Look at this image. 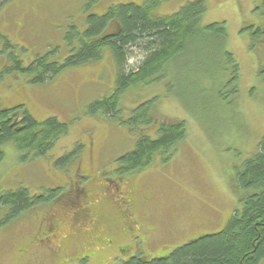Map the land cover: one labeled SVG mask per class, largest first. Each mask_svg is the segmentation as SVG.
Instances as JSON below:
<instances>
[{"label":"rangeland","instance_id":"1","mask_svg":"<svg viewBox=\"0 0 264 264\" xmlns=\"http://www.w3.org/2000/svg\"><path fill=\"white\" fill-rule=\"evenodd\" d=\"M144 1L3 3L0 110L24 105L40 121L54 116L67 123L69 132L45 156L30 153L22 159L13 143L3 145L0 193L26 188L32 196H40L45 190L61 188L65 196L78 185L100 193L106 180L119 175L117 159L134 148L136 137L102 114H88L90 104L115 88L116 66L109 51L102 60L68 68L44 84H31L27 75L12 72L9 67L12 51L29 63L58 46L62 59L70 53L66 36L72 25L83 31L88 14H102L114 4ZM190 1L195 0H167L158 12L171 14ZM262 3L263 0H207L208 9L202 18L203 25L226 22L227 49L241 67L238 95L229 92L224 99L220 98L219 82L206 74L196 79L192 67L180 60L176 74L155 84L131 87L122 96L125 118L140 103L158 96L157 118L185 120L187 124V136L171 159L164 163L157 158L145 170L123 176L124 190L132 195L133 211L145 223L143 229L133 237L126 230L121 209L112 199L110 205H92L94 212L88 223L74 224L71 215L61 207L63 196L52 206V211L57 207L62 226L58 240L55 239L57 244L50 247L44 243L43 234L50 227L46 216L51 204L37 203L1 225L9 208L0 203V264H119L130 255L123 258L125 253L121 250L128 244L150 258L165 257L204 234L221 232L240 208L241 193L234 184L236 171L257 152L264 137V80L260 74L264 66V38L252 47L250 30L243 32L246 25L264 27ZM5 38L15 49L6 46ZM141 57L138 52L130 64H136ZM226 79L227 76L221 84ZM155 130L152 127L149 131ZM78 143L82 144L79 157L65 167L57 165V160ZM95 233L99 236H93Z\"/></svg>","mask_w":264,"mask_h":264},{"label":"trees","instance_id":"2","mask_svg":"<svg viewBox=\"0 0 264 264\" xmlns=\"http://www.w3.org/2000/svg\"><path fill=\"white\" fill-rule=\"evenodd\" d=\"M165 1L114 4L102 14H88L83 31L76 25L71 26L66 36L70 53L62 59L58 46L37 55L29 63L12 51L9 70L27 75L34 85L47 83L68 68L100 61L105 52H110L116 66L115 88L90 104L88 114H102L126 127L136 137L134 148L117 160V170L122 176L145 170L157 158L167 162L187 136L185 120L157 118L158 96L140 103L125 118L121 98L128 89L155 84L176 74L182 60L192 67L196 79L200 80L206 74L210 80L219 82L220 98L224 99L229 92L239 94L241 67L227 49L226 22L202 24L208 9L207 0L190 1L176 12L160 14L158 8ZM262 5L264 7V0ZM247 30H250L252 47L264 38L263 26L246 25L243 32ZM5 44L15 49L7 38ZM138 52L143 57L136 64H130ZM260 70L264 80L263 65ZM226 76V82L221 84ZM152 127L156 128L155 132L149 131ZM68 132L67 123L54 116L40 121L24 105L2 109L0 163L5 158L2 146L7 143L14 144L22 159L30 153L36 157L45 156ZM81 148L82 144L78 143L56 164L67 166L79 157ZM234 184L237 192L242 194L240 208L235 210L221 232L204 234L165 257L150 258L139 252L122 264H261L264 259V137L258 143L257 152L237 169ZM62 191L57 188L46 193L54 203L63 198ZM47 198L44 192L32 196L26 188L0 193V203L9 208L1 225Z\"/></svg>","mask_w":264,"mask_h":264},{"label":"flooded vegetation","instance_id":"3","mask_svg":"<svg viewBox=\"0 0 264 264\" xmlns=\"http://www.w3.org/2000/svg\"><path fill=\"white\" fill-rule=\"evenodd\" d=\"M106 181L107 183H103L100 193L95 190L91 191V189L86 187L84 188L79 185L73 186L71 190L66 192L65 196L63 194L64 198L62 199L63 202L61 204V207L66 209V211L71 215L70 220H72L74 224H79L80 221H86V223H88L90 221L92 213L94 212L92 205H110L111 202L109 201V199H112L121 209L123 215L122 219L127 225L126 230L129 231V233L134 237L137 230L144 228L145 223H141V220L138 219V216H136V213L133 211L132 195L130 191L124 190L126 184L124 183L123 177H120V175H117V177L113 178V180ZM44 197H48V194L46 192L44 193ZM45 201L51 203L49 197L45 199ZM52 206L53 203H51L50 211L46 216V220L50 221V227L49 230L43 234V240L46 245L55 247L54 245L57 244L55 242V239L57 238L58 240V234L61 231L62 222L60 220L59 214H57V207H54L52 211ZM142 215H146V213L143 212ZM93 236L99 235L95 233ZM110 243H113V241H110ZM126 246V248H121L123 254L125 253L123 255V258H125V255L128 253H130L128 258L137 254L133 249L134 246L132 247L130 246V244ZM122 262L123 261H121L119 264H122Z\"/></svg>","mask_w":264,"mask_h":264}]
</instances>
